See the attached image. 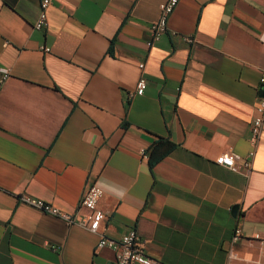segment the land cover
I'll return each mask as SVG.
<instances>
[{"label": "crops", "instance_id": "crops-1", "mask_svg": "<svg viewBox=\"0 0 264 264\" xmlns=\"http://www.w3.org/2000/svg\"><path fill=\"white\" fill-rule=\"evenodd\" d=\"M40 1L0 0V264H115L21 201L79 214L87 185L156 264H264V0H178L152 42L165 0H49L37 31Z\"/></svg>", "mask_w": 264, "mask_h": 264}, {"label": "built area", "instance_id": "built-area-1", "mask_svg": "<svg viewBox=\"0 0 264 264\" xmlns=\"http://www.w3.org/2000/svg\"><path fill=\"white\" fill-rule=\"evenodd\" d=\"M178 0H165L159 5V14L157 20L151 25V42L157 41L167 30V19L177 6ZM49 0H41L39 3V13L33 23V29L40 31L47 26L46 10L49 6ZM188 44L193 43L191 37H183ZM151 42L147 45L150 46ZM43 51L48 52V48H42ZM139 70L142 72L144 64L138 65ZM7 71L0 73V90L7 79ZM262 85H264V68L260 73ZM146 87V79L142 74L139 76L135 83L133 92L130 94L133 96H141L144 93ZM256 110L258 116L255 117L251 123L250 131L254 139L258 138L260 133L263 116H264V97L259 99ZM142 152V151H141ZM234 155L219 156L215 159L217 165L225 166L229 169H233ZM103 195V191L95 185H87L83 194L81 195L78 210L81 213H65L45 204L41 200L32 199L29 197L21 198V201L31 207H34L42 212L56 217L62 220L66 225H76L86 231L97 235L98 239L95 245V251L102 250L104 248L110 249L114 252L115 264H156V262L150 258L145 252V241L138 235V233L131 229L118 239L107 237L100 231L101 223L104 220L105 214L98 208V202ZM240 237V229L235 227L232 235V241H236Z\"/></svg>", "mask_w": 264, "mask_h": 264}, {"label": "trees", "instance_id": "trees-1", "mask_svg": "<svg viewBox=\"0 0 264 264\" xmlns=\"http://www.w3.org/2000/svg\"><path fill=\"white\" fill-rule=\"evenodd\" d=\"M168 147H169V149L171 148L170 145H169ZM169 149L167 148L162 154H165ZM150 159H151V160H150V162H149V165H150V167H152V165H153V163H154V159H153L152 157H151Z\"/></svg>", "mask_w": 264, "mask_h": 264}, {"label": "water", "instance_id": "water-1", "mask_svg": "<svg viewBox=\"0 0 264 264\" xmlns=\"http://www.w3.org/2000/svg\"><path fill=\"white\" fill-rule=\"evenodd\" d=\"M262 95L264 96V85H262Z\"/></svg>", "mask_w": 264, "mask_h": 264}]
</instances>
